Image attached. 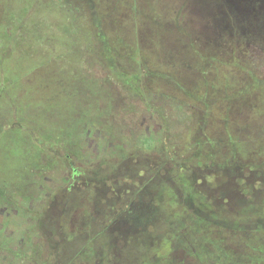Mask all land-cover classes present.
<instances>
[{
    "label": "rangeland",
    "instance_id": "obj_1",
    "mask_svg": "<svg viewBox=\"0 0 264 264\" xmlns=\"http://www.w3.org/2000/svg\"><path fill=\"white\" fill-rule=\"evenodd\" d=\"M108 144L112 158L94 153ZM87 157L110 179L124 159L170 165L183 188L125 233L94 236L93 257L264 264V0H0V184L23 185L41 162L59 179ZM236 173L249 201L213 210L195 179L213 190Z\"/></svg>",
    "mask_w": 264,
    "mask_h": 264
},
{
    "label": "flooded vegetation",
    "instance_id": "obj_2",
    "mask_svg": "<svg viewBox=\"0 0 264 264\" xmlns=\"http://www.w3.org/2000/svg\"><path fill=\"white\" fill-rule=\"evenodd\" d=\"M98 147V146H97ZM95 148V154L100 153L104 160L112 158L111 146L106 145ZM119 156H125L123 146H116ZM58 149L61 157H70L71 152ZM115 149V147H114ZM115 151V150H114ZM115 151V152H118ZM79 154V152H77ZM42 159V158H41ZM85 159L80 167L69 166V170L64 177L57 179L52 174L51 164L44 162L33 166L29 175L23 179L22 184H0V264H105V257H93L94 250L91 244L94 236L110 232V227L114 230L118 225L119 234L127 231L126 220L133 218L154 217L159 211L156 197L160 191L166 187L174 189L178 196L183 198L179 191L183 190L178 182L170 177V165L161 168L163 164L144 162H131L130 158L126 162L118 163L115 179H110L109 165L101 168L100 164L88 162ZM74 162H70L73 164ZM214 164V163H213ZM204 164L208 171L226 170L227 164ZM139 165L143 168L144 174L140 175ZM77 166V165H75ZM163 167V166H162ZM202 166L190 167L192 170H200ZM97 170V171H96ZM166 170V174L160 173ZM38 171V172H37ZM99 172V173H98ZM158 174V178L150 177L152 173ZM57 173V171L55 172ZM199 175V174H198ZM240 173H236L229 181H220L213 190L209 183L203 179H195V186L206 195L207 203L213 208H226L236 206L238 197L248 202L249 200L240 190V185L244 183ZM108 176V177H107ZM199 181L201 183H199ZM204 181V183H203ZM26 183V184H25ZM28 185L27 187H24ZM246 186H250L247 183ZM160 187H162L161 190ZM207 188V189H206ZM183 195V193H182ZM244 195V196H243ZM177 196V197H178ZM182 200V199H181ZM235 204V205H234ZM113 216L112 221L107 218ZM103 217L102 225L97 226L95 218ZM106 218V219H105ZM119 223L116 224V221ZM88 228L85 233L79 231L72 241H65L64 234H71L75 229ZM39 229L46 233L44 243L35 245L37 240L36 231ZM78 232V231H77ZM85 235L79 241L76 236ZM73 238L77 241H73ZM78 238V237H77ZM91 238V239H90ZM35 239V240H34ZM64 239V242H61ZM34 240V241H33ZM43 246L46 257L37 258L36 254ZM48 246V247H46ZM46 247V248H45ZM48 248L56 250L49 252ZM115 249V248H114ZM123 249L119 247V250ZM71 250V251H70ZM72 255L67 258L64 255ZM89 256L88 259L80 255ZM58 255V256H56ZM105 262V263H104ZM108 264H112L108 262ZM118 264V262H114ZM120 264V263H119Z\"/></svg>",
    "mask_w": 264,
    "mask_h": 264
}]
</instances>
